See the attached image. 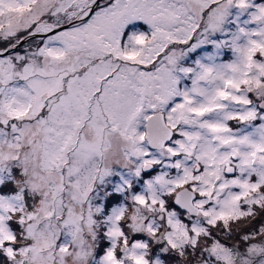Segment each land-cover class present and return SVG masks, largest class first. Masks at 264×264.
Returning <instances> with one entry per match:
<instances>
[{
    "label": "snow or ice",
    "instance_id": "1",
    "mask_svg": "<svg viewBox=\"0 0 264 264\" xmlns=\"http://www.w3.org/2000/svg\"><path fill=\"white\" fill-rule=\"evenodd\" d=\"M0 264H264V0H0Z\"/></svg>",
    "mask_w": 264,
    "mask_h": 264
}]
</instances>
